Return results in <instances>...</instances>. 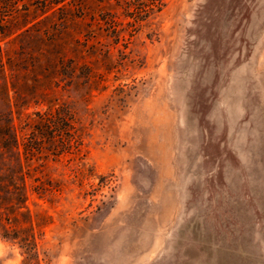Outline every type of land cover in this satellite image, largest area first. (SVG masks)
Listing matches in <instances>:
<instances>
[{"label":"rangeland","instance_id":"rangeland-1","mask_svg":"<svg viewBox=\"0 0 264 264\" xmlns=\"http://www.w3.org/2000/svg\"><path fill=\"white\" fill-rule=\"evenodd\" d=\"M32 16L3 43L0 176L28 199L0 186V264H264V0Z\"/></svg>","mask_w":264,"mask_h":264},{"label":"trees","instance_id":"trees-1","mask_svg":"<svg viewBox=\"0 0 264 264\" xmlns=\"http://www.w3.org/2000/svg\"><path fill=\"white\" fill-rule=\"evenodd\" d=\"M70 2L71 0H0V72L5 70L3 43L9 39L22 36L29 32L31 27L41 22V20L32 16L34 11H43L44 14L50 13L51 16L57 10H67ZM80 14L81 16L85 15L84 9L80 11ZM44 37L54 40L58 36L54 33H48ZM69 115L70 113L63 106L55 110L51 109L46 113H38V116L45 124L47 122L54 124L63 123ZM63 132L60 130V134ZM78 134H80L79 131ZM79 151H81V147ZM11 172L7 169L4 171V175L0 176V178H3L0 184L1 188L5 190L10 201H27L28 194L24 189L26 185L18 183V181H25L23 174ZM3 193V191H0V196ZM10 204V206H14L13 202ZM3 228L4 231L0 236L7 238L10 228L6 224L3 225Z\"/></svg>","mask_w":264,"mask_h":264}]
</instances>
